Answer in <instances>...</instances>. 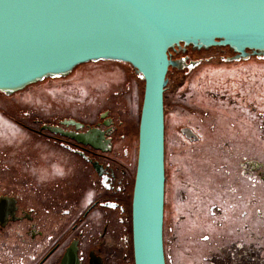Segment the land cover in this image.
I'll use <instances>...</instances> for the list:
<instances>
[{"label":"rangeland","instance_id":"374dc122","mask_svg":"<svg viewBox=\"0 0 264 264\" xmlns=\"http://www.w3.org/2000/svg\"><path fill=\"white\" fill-rule=\"evenodd\" d=\"M187 54L201 62L172 69L165 92L167 264H264V59L226 61L231 52L222 47ZM143 81L130 64L101 60L0 92V175L9 146L29 137L13 117L92 120L106 109L125 120L126 169L133 171ZM184 127L199 140L187 138Z\"/></svg>","mask_w":264,"mask_h":264},{"label":"water","instance_id":"95a60500","mask_svg":"<svg viewBox=\"0 0 264 264\" xmlns=\"http://www.w3.org/2000/svg\"><path fill=\"white\" fill-rule=\"evenodd\" d=\"M212 47L233 51L221 57L226 61L264 59V0H0L1 93L101 60L128 63L144 80L132 200L135 264H167L168 72L201 62L188 61L189 48ZM172 49L183 55L172 57ZM182 132L200 138L191 127Z\"/></svg>","mask_w":264,"mask_h":264},{"label":"flooded vegetation","instance_id":"af4514ba","mask_svg":"<svg viewBox=\"0 0 264 264\" xmlns=\"http://www.w3.org/2000/svg\"><path fill=\"white\" fill-rule=\"evenodd\" d=\"M27 118H12L29 137L0 175V264H135L125 120L111 109Z\"/></svg>","mask_w":264,"mask_h":264},{"label":"trees","instance_id":"16d2710c","mask_svg":"<svg viewBox=\"0 0 264 264\" xmlns=\"http://www.w3.org/2000/svg\"><path fill=\"white\" fill-rule=\"evenodd\" d=\"M225 48H227V47H225ZM229 50V49H228ZM171 53H172V57H179V56H182V53L181 54H177V53H175V51H174V49H172L171 50ZM172 69H176V68H170V70H169V72H168V77H169V75H170V72H171V70ZM177 70H179V69H177ZM144 82V81H143ZM145 84V83H144ZM168 87H169V85H168ZM139 137V136H138ZM137 144H138V142H137ZM166 175H167V167H166ZM166 183H167V179H166ZM165 220H166V216H165Z\"/></svg>","mask_w":264,"mask_h":264}]
</instances>
